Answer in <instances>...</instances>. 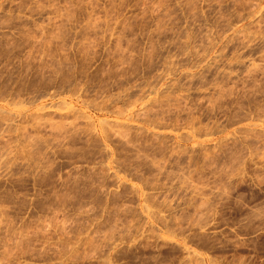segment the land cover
Returning <instances> with one entry per match:
<instances>
[{
    "label": "rangeland",
    "instance_id": "374dc122",
    "mask_svg": "<svg viewBox=\"0 0 264 264\" xmlns=\"http://www.w3.org/2000/svg\"><path fill=\"white\" fill-rule=\"evenodd\" d=\"M0 264H264V0H0Z\"/></svg>",
    "mask_w": 264,
    "mask_h": 264
}]
</instances>
